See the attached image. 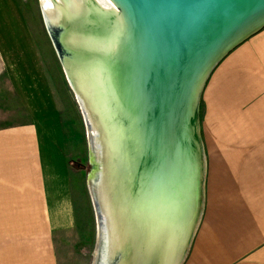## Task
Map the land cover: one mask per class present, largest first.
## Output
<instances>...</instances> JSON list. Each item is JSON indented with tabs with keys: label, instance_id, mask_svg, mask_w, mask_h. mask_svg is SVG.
Listing matches in <instances>:
<instances>
[{
	"label": "water",
	"instance_id": "water-1",
	"mask_svg": "<svg viewBox=\"0 0 264 264\" xmlns=\"http://www.w3.org/2000/svg\"><path fill=\"white\" fill-rule=\"evenodd\" d=\"M46 1L45 29L90 113L117 210L123 255L98 213L106 233L96 264H182L203 204L199 97L224 56L264 28V0H109L117 14ZM89 165L88 191L98 177L91 155Z\"/></svg>",
	"mask_w": 264,
	"mask_h": 264
},
{
	"label": "crops",
	"instance_id": "crops-1",
	"mask_svg": "<svg viewBox=\"0 0 264 264\" xmlns=\"http://www.w3.org/2000/svg\"><path fill=\"white\" fill-rule=\"evenodd\" d=\"M201 119L202 212L182 264H264V28L218 63ZM67 168L34 123L0 129V264H57L53 233L72 224Z\"/></svg>",
	"mask_w": 264,
	"mask_h": 264
},
{
	"label": "rangeland",
	"instance_id": "rangeland-1",
	"mask_svg": "<svg viewBox=\"0 0 264 264\" xmlns=\"http://www.w3.org/2000/svg\"><path fill=\"white\" fill-rule=\"evenodd\" d=\"M207 83L198 102L204 159L201 114ZM27 123L36 125L42 151L56 154L63 164L75 160L87 167L67 168L72 224L53 233V246L57 264H93L97 220L87 187L90 152L81 110L45 29L40 0H0V129Z\"/></svg>",
	"mask_w": 264,
	"mask_h": 264
},
{
	"label": "bare ground",
	"instance_id": "bare-ground-1",
	"mask_svg": "<svg viewBox=\"0 0 264 264\" xmlns=\"http://www.w3.org/2000/svg\"><path fill=\"white\" fill-rule=\"evenodd\" d=\"M57 4L59 0H54ZM95 8L102 12L110 13V14H117L120 13V11L109 1V0H88ZM46 5L47 1L46 0H40V6L41 9L44 13V15L47 17L46 14ZM55 37V36H54ZM52 42V40H51ZM58 46L61 48L60 50L63 53L62 58V63L64 62L63 66L66 72V76L69 80V83L72 85L73 90H74V95L78 98L80 102V106L83 112L84 120H85V125H86V133H87V138H88V144H89V152L91 155V160L92 162L96 165V172H98V177L97 180L91 184H89V192L91 196L93 197V201L95 206L97 207V243L95 246L94 250V262L93 264H96V260H99V262H102V249L99 252L100 249V241L105 238V229L104 227H101L100 225V218L98 217V213H102L104 215V221L106 222L105 226L107 225V228H109L108 232H112V237L116 240V251L122 254V247H121V239H120V228L118 224V216H117V210L116 207L108 195L105 186H104V169H103V159H102V154L100 150V143L99 139L96 133L95 126L93 124V121L91 119L90 113L86 107V104L77 89L75 83H74V77L71 71V68L69 69V63L66 59V56L63 52V49L58 41H56ZM65 59V60H64ZM67 63L69 73L66 70V65ZM70 74V75H69ZM71 76V78H70ZM94 171V173H96ZM91 181V180H90ZM195 217V213L193 214V217L191 219V222L189 224L187 232H190L191 226H192V221ZM106 228V231H107ZM187 234V233H186ZM186 236V235H185ZM120 264H124V261L120 262Z\"/></svg>",
	"mask_w": 264,
	"mask_h": 264
},
{
	"label": "trees",
	"instance_id": "trees-1",
	"mask_svg": "<svg viewBox=\"0 0 264 264\" xmlns=\"http://www.w3.org/2000/svg\"><path fill=\"white\" fill-rule=\"evenodd\" d=\"M67 166L69 169H71L73 171H84L87 169V167L85 165H83L80 162L75 161V160H68Z\"/></svg>",
	"mask_w": 264,
	"mask_h": 264
}]
</instances>
